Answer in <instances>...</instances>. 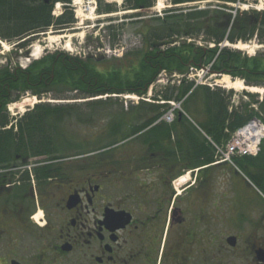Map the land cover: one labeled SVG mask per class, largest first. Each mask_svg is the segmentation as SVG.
Returning a JSON list of instances; mask_svg holds the SVG:
<instances>
[{
  "label": "flooded vegetation",
  "instance_id": "obj_1",
  "mask_svg": "<svg viewBox=\"0 0 264 264\" xmlns=\"http://www.w3.org/2000/svg\"><path fill=\"white\" fill-rule=\"evenodd\" d=\"M109 44L117 48L115 36ZM18 136L15 142H29ZM146 148L98 154L91 163L94 156L83 148L67 156L5 158L0 264H264V155L237 159L232 168L185 156L175 138Z\"/></svg>",
  "mask_w": 264,
  "mask_h": 264
},
{
  "label": "trees",
  "instance_id": "obj_2",
  "mask_svg": "<svg viewBox=\"0 0 264 264\" xmlns=\"http://www.w3.org/2000/svg\"><path fill=\"white\" fill-rule=\"evenodd\" d=\"M202 1L204 0H172V4L178 6ZM241 1L256 3L259 0ZM56 3L70 5L71 0H54L50 6L40 0H0V39L15 44L17 50L25 51L32 41L47 34L51 29H55L56 32L70 30L76 23L74 15L66 12L55 18L53 10ZM124 3L128 10L138 11L153 8L155 0H124ZM99 11L113 13L110 5ZM167 15V20L182 19V22L178 20L168 25L167 20H163L161 27L155 28V32L150 34L153 42H150L147 50L135 55L137 64L134 65L135 62H132L126 73L123 72V68L118 72L100 71L93 60L83 62L69 56L58 59L53 55L33 63L27 69L19 67L10 69L9 65L1 68L0 166L9 161L5 158L14 154L67 156L77 151H71L74 146L68 135L66 140L64 129L66 123L77 114V107L80 106L40 103L34 110L12 122L7 108L22 98L15 95L16 91L25 92L32 89V96L40 99L50 97L53 100H90L84 102L82 106L88 108L90 111L88 115L91 117L97 113L99 106L108 105L114 100L110 98L103 101L97 98L126 93L139 97L147 96L162 72L169 73L170 76L174 74L185 76L181 79L180 85L173 88L172 93L169 92L170 88H165L166 93H163L162 101L183 102L184 112L194 124L188 117L182 116L172 127L163 122L155 125L170 109V105L156 106L142 101L136 107L131 106L126 112L121 105L122 110L112 116L113 121L109 128L111 134L108 135L112 140L100 147L102 149L114 147L151 129L139 137L153 149L161 148L163 142L167 140L170 142L173 134L177 135V128L181 127L183 135H179L182 137L178 138L177 143L185 156L201 160V164L215 163L216 152L208 138L218 146L225 145L236 130L253 118L261 117L257 114L256 107L264 112V99L260 102L258 95L249 94L250 100L247 104L234 107L230 104L231 95L226 94L222 88L196 86L194 82L188 81L186 76L190 68L206 69L213 64L210 71L212 74L226 73L234 78H243L248 85L252 80L264 82V57L246 58L239 51L220 48L225 42L231 45L247 44L253 38L264 45V11L255 13L253 17L247 14L233 17L220 10L209 12L197 9H189L187 13L182 10H171ZM252 19L259 23L258 27L250 26ZM201 36L204 37L205 43L213 45L211 49L197 47L192 42L187 43L188 39L195 40ZM181 38L186 40L180 42ZM163 44L165 48L160 50L158 47ZM118 81L119 86H114ZM53 91H77L79 94L74 97L57 98L51 95ZM201 91L205 108L197 109L198 106L195 107V104ZM148 109L152 110L151 113ZM194 109H197L196 114L192 111ZM17 134L19 140L29 142H15ZM75 148L81 149L82 146ZM83 152L91 154L88 151ZM262 152L260 155H263Z\"/></svg>",
  "mask_w": 264,
  "mask_h": 264
},
{
  "label": "rangeland",
  "instance_id": "obj_3",
  "mask_svg": "<svg viewBox=\"0 0 264 264\" xmlns=\"http://www.w3.org/2000/svg\"><path fill=\"white\" fill-rule=\"evenodd\" d=\"M163 4L164 7L162 9H157L158 0H155L154 7L151 8L148 12L139 11L137 15H134L133 13L135 12L125 8V3H123L122 0L118 1V3L108 0H83L81 5H77L74 3V0H71V7L69 8L64 7L65 5L63 3H59L58 7H54L53 16L57 18L65 14L66 12L72 13L76 22L74 26L70 30H66L63 32H56L55 29H51L47 34H43L40 37L36 38L34 41H32L30 43V46H28L25 51L17 50L15 44L7 43L0 39V45H2V48L0 49V69L6 67L7 65H9L10 69H17L18 67L22 69H27L33 63L38 62L43 58H47L52 55L58 57L59 54H61L60 58H62L63 56H69L73 59L78 58L83 62H85L84 60L88 56H90L93 58L94 63H96V68L100 71L108 70V72H118L122 71L123 68V72L126 73L127 70L133 64L132 62H135V55L139 52L147 50L150 42H153L151 41L152 35L150 34H152V32H155V28L157 29L161 27V23L163 22V20H167V14L171 10H182V12L184 13H187L189 9H197V11L209 12L220 10L225 12V14L227 15H232L233 17H239L240 15L244 16L246 14L253 17L255 16V13L264 11V0H259L256 3L242 2L241 0H204L202 2L188 3L178 6L173 5L172 0H164ZM107 5H110L112 7L113 13L107 14L106 12L99 11L101 10V8H105V6ZM178 20L182 22V19ZM178 20L169 18L167 22L168 25H170ZM206 21L208 22L209 19ZM184 24L181 23V25ZM250 24V26H259V23L253 19L250 20ZM113 35L116 37V43L118 45L115 50L110 48L109 44L110 37H112ZM51 36L60 38H70V36H72V38H68V41H70L71 49H66V42H68L67 40L65 42L63 41L65 39L59 40L58 42L55 40V42H53L50 40ZM184 40L186 39L181 38V40L179 41L181 42ZM204 41V37L201 36L200 38L195 40L188 39L187 43L192 42L195 43L197 47L199 46L202 48L211 49L213 45L210 43H205ZM3 44L7 45L9 49H3ZM247 44L254 48L251 50H237L233 48L231 44L227 45V42L222 44L220 48H227L233 51H239L246 58H254L256 56L264 57V45L259 43L256 38H253L252 41L248 42ZM38 47L40 49L41 55H39L37 59L31 58V55L34 53L35 50L38 49ZM158 48L160 50H163L165 46H159ZM126 56L128 58H126ZM97 62H100V64L98 65ZM136 64L137 62L134 63V65ZM212 65L210 66L212 67ZM206 69H209V67H207ZM188 74H191L193 78L190 79V82H194L196 85L199 86H213L214 88H216V83L218 81H221L224 77H229L231 81H242V83L246 87L254 86L252 88L256 87V89L259 91L264 90V82L260 80H252L251 83L248 85V83L245 82L243 78H234L233 76L228 75L226 73L207 74L204 72V69L199 70L197 68H190ZM120 81L115 82L114 86H119L118 84ZM175 86H179L178 80L172 78L169 73L162 72V74L158 76L153 88L150 90L149 94H151V96H149L148 94L145 98V100L147 101L145 102L156 106H162L165 104L166 106H168L167 102L162 101L163 93H166L165 88H170L169 92L172 93L173 88ZM219 86L220 88H222V90L226 92V94H228L229 96L231 95V106L240 107L247 104L250 100L248 95H251L252 93H249L248 91L240 92L236 90H227L224 89L222 85ZM219 86L217 87L219 88ZM120 88L125 89L126 87H118V89ZM255 95L259 96L260 102L262 99H264V94L256 93ZM104 97H100L97 99L105 101L110 100V98H112L114 100L111 101V103H109L108 105L99 106L97 113H95V115H92L91 117L88 115L90 113L88 108L82 106L84 102L90 100H53L52 98L48 97L42 99L37 98V102L42 101V104L50 103L52 105L75 104L77 106H80L77 107V114L74 115L68 121V123H66L64 130L66 131V140L68 139V135V137H70L69 139L71 140L70 142H72L74 146L71 151L80 150L79 148L75 147L82 146L84 151H88L91 153L90 155L94 156L88 159L89 163L93 161L95 162L99 157L98 154H101L102 156L108 155L113 157L127 156L134 153L145 154L147 145L144 143V139H141V137L135 138L131 142L121 147H105V149H102V147H100L103 146V144L109 143V141L112 140L108 137L109 133L111 134L109 128H111V123L113 121L112 116H114V114L116 115V113L122 110L121 105L124 106V111L126 112L128 109H130L131 106L136 107L142 102L140 100L137 101V99H135L139 98L137 95L128 93L124 95H111L109 97ZM34 98L36 97L32 95H25L16 103H13L8 106L7 113L12 119V122L17 119H20L29 111L34 110L37 104L34 105V108L33 106L31 107L26 105L32 104L31 101L35 100ZM155 99H157L158 101H154ZM174 103L176 106H179V103ZM197 106V109L205 108V105L202 101V91L198 94V102L195 104V107ZM22 107H24L23 111L21 109ZM167 109L168 107L165 110ZM197 109H194L192 111H194L196 114ZM148 110L151 113L152 110ZM181 110L182 112H184L183 106H181ZM256 111L258 115H261L260 118L264 122V112L258 109H256ZM175 112V116H177V113H181L180 109H176ZM77 115H80V117ZM170 148V145L167 144L166 150ZM262 151H264V149H262ZM262 153L264 155V152ZM218 177L220 178L218 179L217 185L223 186L222 182L225 180L224 176L219 173Z\"/></svg>",
  "mask_w": 264,
  "mask_h": 264
},
{
  "label": "built area",
  "instance_id": "obj_4",
  "mask_svg": "<svg viewBox=\"0 0 264 264\" xmlns=\"http://www.w3.org/2000/svg\"><path fill=\"white\" fill-rule=\"evenodd\" d=\"M210 69L204 70L209 73ZM192 79V76H188ZM173 108L168 111L162 121L171 124L175 120V111L179 106L172 104ZM264 141V124L258 119H252L246 126L238 129L224 148L217 147L218 154L225 162H231L233 158L257 157Z\"/></svg>",
  "mask_w": 264,
  "mask_h": 264
},
{
  "label": "bare ground",
  "instance_id": "obj_5",
  "mask_svg": "<svg viewBox=\"0 0 264 264\" xmlns=\"http://www.w3.org/2000/svg\"><path fill=\"white\" fill-rule=\"evenodd\" d=\"M82 1L83 0H74V3L75 4H77V5H81V3H82ZM163 1L164 0H158V8L157 9H162L163 7H164V4H163ZM80 7V6H79ZM82 7V6H81ZM84 15V14H83ZM87 18V17H86ZM75 37V36H74ZM80 37V36H79ZM69 38V37H68ZM70 38H72V36H70ZM69 38V39H70ZM63 39H65L66 40V37L64 38V37H62V38H60V37H50V40L51 41H53V42H55V40L58 42L59 40H63ZM227 45H229V44H227ZM231 46V45H230ZM233 46V48H235V49H237V50H251V49H253L254 47H251L250 45H248V44H237V45H232ZM3 49H6V50H8L9 49V47L7 46V45H4L3 44ZM42 49V48H41ZM66 49H71V45H70V41H68V42H66ZM39 55H41L40 54V49H39V47H38V49L37 50H35L34 51V53L31 55V58H33V59H37V57L39 56ZM216 84H219V85H222V87L224 88V89H227V90H236V91H248L249 93H252V94H256V93H259V94H264V90L263 91H259V90H257L256 89V87L255 88H252V87H246L243 83H242V81H231L230 80V78L229 77H224L221 81H218ZM218 85V86H219ZM108 97V96H107ZM128 97H130V96H128ZM105 98V97H104ZM131 99V98H130ZM32 102V104H30V105H28V104H26L27 106H34V105H36V102H35V100H33V101H31ZM23 104H24V102H23ZM22 105V104H21ZM20 108V107H19ZM22 109V111L24 110V107H22L21 108ZM21 111V110H20ZM21 111V112H22Z\"/></svg>",
  "mask_w": 264,
  "mask_h": 264
},
{
  "label": "crops",
  "instance_id": "obj_6",
  "mask_svg": "<svg viewBox=\"0 0 264 264\" xmlns=\"http://www.w3.org/2000/svg\"><path fill=\"white\" fill-rule=\"evenodd\" d=\"M178 129V133H177V135H175L176 136V138H181L179 135H183V133H182V128L181 127H178L177 128ZM185 155V154H184Z\"/></svg>",
  "mask_w": 264,
  "mask_h": 264
},
{
  "label": "water",
  "instance_id": "obj_7",
  "mask_svg": "<svg viewBox=\"0 0 264 264\" xmlns=\"http://www.w3.org/2000/svg\"><path fill=\"white\" fill-rule=\"evenodd\" d=\"M66 40L68 41L69 39L68 38H66ZM66 40H63L64 42L66 41ZM62 44H63V42H62ZM164 45V44H163ZM162 45V46H163ZM2 48V45H0V49Z\"/></svg>",
  "mask_w": 264,
  "mask_h": 264
}]
</instances>
